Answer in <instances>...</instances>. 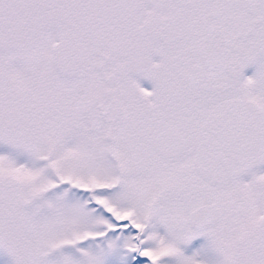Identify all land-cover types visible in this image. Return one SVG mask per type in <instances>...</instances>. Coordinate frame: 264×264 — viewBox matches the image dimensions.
<instances>
[{"label": "snow or ice", "instance_id": "6c2138e0", "mask_svg": "<svg viewBox=\"0 0 264 264\" xmlns=\"http://www.w3.org/2000/svg\"><path fill=\"white\" fill-rule=\"evenodd\" d=\"M0 264H264V0H0Z\"/></svg>", "mask_w": 264, "mask_h": 264}]
</instances>
